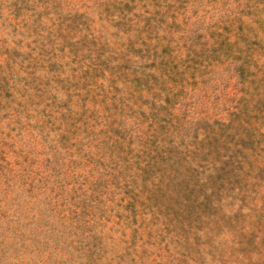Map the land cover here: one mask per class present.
<instances>
[{
    "label": "rangeland",
    "instance_id": "374dc122",
    "mask_svg": "<svg viewBox=\"0 0 264 264\" xmlns=\"http://www.w3.org/2000/svg\"><path fill=\"white\" fill-rule=\"evenodd\" d=\"M0 264H264V0H0Z\"/></svg>",
    "mask_w": 264,
    "mask_h": 264
}]
</instances>
